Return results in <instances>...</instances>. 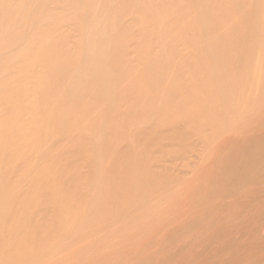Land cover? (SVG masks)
<instances>
[{"label": "bare ground", "instance_id": "6f19581e", "mask_svg": "<svg viewBox=\"0 0 264 264\" xmlns=\"http://www.w3.org/2000/svg\"><path fill=\"white\" fill-rule=\"evenodd\" d=\"M0 264H264V0H0Z\"/></svg>", "mask_w": 264, "mask_h": 264}]
</instances>
